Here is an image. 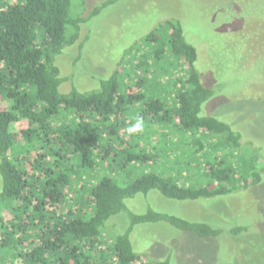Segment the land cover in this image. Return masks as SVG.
Listing matches in <instances>:
<instances>
[{"label": "trees", "instance_id": "trees-1", "mask_svg": "<svg viewBox=\"0 0 264 264\" xmlns=\"http://www.w3.org/2000/svg\"><path fill=\"white\" fill-rule=\"evenodd\" d=\"M114 1L103 0L85 14L86 4L83 11L79 7L87 0H78L77 6L73 0H0V264H173L170 253L152 259L135 249L131 236L137 225L167 222L203 240L217 238L222 230L153 209L134 213L127 199L158 190L171 199L196 200L264 183V150L253 151V140L243 142L247 133L217 117L201 115L214 90L202 81L196 66L198 49L187 39L183 22L171 18L163 23L164 37L152 30L144 38L160 44L131 65L141 70L149 57L160 65L166 46L175 57L170 64L179 72L166 83L175 89L174 98L146 100L142 117L171 123L179 137L174 146L178 159L187 158V148L196 159L194 166L187 162L191 173L149 172L126 183H120L118 176L103 175L84 187L78 181L72 185V177L95 171L109 154L115 159L117 154L110 153L102 136L106 129L115 133L111 125L119 123L118 117L134 100L145 96L147 78L123 84L118 68L96 90L74 86L69 92L60 91L64 78L57 56L77 43L83 23ZM162 88L155 83L149 91ZM24 120L28 126L14 131L15 124ZM119 141L126 151L127 139ZM17 143L22 151L14 161L10 151ZM149 153L128 151L121 165L150 162ZM71 155L74 164L66 162ZM120 213L130 218L129 226L122 233L107 232ZM246 230L233 227L230 232Z\"/></svg>", "mask_w": 264, "mask_h": 264}, {"label": "rangeland", "instance_id": "rangeland-1", "mask_svg": "<svg viewBox=\"0 0 264 264\" xmlns=\"http://www.w3.org/2000/svg\"><path fill=\"white\" fill-rule=\"evenodd\" d=\"M102 1L82 2L79 11H83L86 4L87 14ZM73 3L77 6L79 2L73 0ZM171 18L183 22L187 39L198 49L196 66L202 81L214 90V95L203 104L201 115L217 117L235 131L253 136L244 135L243 142L253 140V151L264 150V0H115L83 23L77 43L57 56L56 63L64 78L60 91L69 92L74 86L81 91L96 90L100 82L118 68L123 84L132 85L141 77L147 78L142 90L145 96L134 100L129 111L118 117L119 123L111 125L115 126V133L109 134L106 129L102 136L103 142H108L105 146L111 149L110 153L117 154L115 159L109 154L108 159L97 163L95 171H82L78 179L72 177V185L78 181L84 187L103 175L118 176L120 183H126L149 172L191 173L187 162L191 160L194 166L196 159L188 148L185 149L187 158L178 159L179 151H175L174 146L179 137L171 123L156 122L150 115L142 117L146 100L174 98L175 89L167 87L166 83L179 72L170 64L175 57L166 46L160 65L155 66L149 56L141 70L131 65L133 60L147 56L150 47L160 44L159 41L152 45L144 38L152 30L164 37L163 23ZM155 83L163 88L150 92ZM137 119H142L144 130L127 134ZM26 126V120L18 122L14 131L19 132ZM119 138L127 139L126 151L121 150L124 146H120ZM21 147L17 143L11 149L14 161ZM128 151L150 152L153 159L122 166V156ZM177 160L180 163L176 164ZM66 162L74 164L72 155ZM2 188L0 174V193ZM74 190L77 196L84 192L81 188V193ZM126 203L134 213L153 209L191 221H204L222 230L217 238L203 240L167 222L142 223L135 227L131 238L135 249L149 258H166L170 253L173 264H264V183L196 200L171 199L152 190L147 195L137 194ZM129 224L126 213H120L107 227V232L122 233ZM233 227L247 230L232 234Z\"/></svg>", "mask_w": 264, "mask_h": 264}, {"label": "clouds", "instance_id": "clouds-1", "mask_svg": "<svg viewBox=\"0 0 264 264\" xmlns=\"http://www.w3.org/2000/svg\"><path fill=\"white\" fill-rule=\"evenodd\" d=\"M144 130V124L142 119H137L136 123L128 128L129 133H135L138 131H143Z\"/></svg>", "mask_w": 264, "mask_h": 264}]
</instances>
